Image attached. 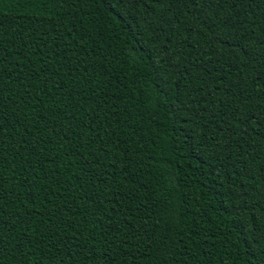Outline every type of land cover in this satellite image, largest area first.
I'll use <instances>...</instances> for the list:
<instances>
[{"label": "trees", "instance_id": "16d2710c", "mask_svg": "<svg viewBox=\"0 0 264 264\" xmlns=\"http://www.w3.org/2000/svg\"><path fill=\"white\" fill-rule=\"evenodd\" d=\"M0 264H264V0H0Z\"/></svg>", "mask_w": 264, "mask_h": 264}, {"label": "snow or ice", "instance_id": "6c2138e0", "mask_svg": "<svg viewBox=\"0 0 264 264\" xmlns=\"http://www.w3.org/2000/svg\"><path fill=\"white\" fill-rule=\"evenodd\" d=\"M192 2L194 3V2H195V0H192Z\"/></svg>", "mask_w": 264, "mask_h": 264}]
</instances>
